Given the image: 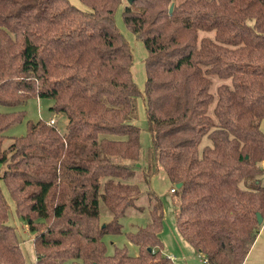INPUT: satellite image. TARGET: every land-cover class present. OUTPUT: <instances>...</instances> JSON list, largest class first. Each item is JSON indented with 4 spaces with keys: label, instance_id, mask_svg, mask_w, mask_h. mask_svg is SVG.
<instances>
[{
    "label": "trees",
    "instance_id": "16d2710c",
    "mask_svg": "<svg viewBox=\"0 0 264 264\" xmlns=\"http://www.w3.org/2000/svg\"><path fill=\"white\" fill-rule=\"evenodd\" d=\"M79 1L0 0V105L14 107L0 111V264L27 263L3 185L36 264H181L163 252L160 170L182 237L207 264H244L264 223V0ZM121 6L147 51L144 93ZM32 97L52 99L66 129L40 118L5 133ZM145 210L126 233L138 253H110L105 236Z\"/></svg>",
    "mask_w": 264,
    "mask_h": 264
},
{
    "label": "rangeland",
    "instance_id": "374dc122",
    "mask_svg": "<svg viewBox=\"0 0 264 264\" xmlns=\"http://www.w3.org/2000/svg\"><path fill=\"white\" fill-rule=\"evenodd\" d=\"M75 4L83 7L84 5L79 0H71ZM122 7H119L116 12V21L121 29V31L125 34V36L129 39L131 49L134 56V62L132 65L133 76L138 84L141 91L144 93L145 84H146V66H145V57L147 55L146 48L142 40H140L137 36H135L124 24L122 18ZM53 100L48 98H38L32 97L28 100V102L23 105V108H26L27 115L25 120L17 124L16 126L10 127L6 130L5 133L8 135H22L27 131V120H38L40 118H44L48 121L54 120L56 124L61 130L66 129V125L68 122V118L64 113H57L52 110L50 107L52 105ZM14 110V107L2 106L0 105V111H11ZM146 113L143 97L139 98V123L141 126H144L146 123ZM149 142L148 132L144 130L143 132V151L140 159V164H146V145ZM142 189H146L145 185L142 184ZM152 188L163 198L164 208H165V217L163 222V228L161 231V237L163 240V252L168 253L171 250H179L182 249V245L177 242V238L181 239L179 234L176 216L178 214V199L176 193L172 191V182L170 181L166 171L160 170L156 173L151 180ZM4 192L6 194L7 199L11 203L12 212L10 221L17 228V231L20 234L23 253L27 259L26 264H36V253L34 248V235L27 221L22 217H19L15 211L14 201L9 193L6 185H3ZM102 218L106 220L108 217L104 214L103 210ZM149 219V211L145 210L142 213H138L135 211H130L126 216L120 219L123 224V232L120 234H107L105 236V241L108 246V251L112 253L114 251V246H127L130 254H137L139 247L137 244L133 243L127 236V231H134L139 226L145 225ZM181 263V262H179Z\"/></svg>",
    "mask_w": 264,
    "mask_h": 264
},
{
    "label": "crops",
    "instance_id": "0c3cea01",
    "mask_svg": "<svg viewBox=\"0 0 264 264\" xmlns=\"http://www.w3.org/2000/svg\"><path fill=\"white\" fill-rule=\"evenodd\" d=\"M260 126L264 131V119L261 120ZM180 236L181 239L179 237L176 238L177 242L182 245V249L171 250L167 255L173 260L181 262V264H207L203 258V254H201L191 243L186 241L181 234ZM244 264H264V223L262 224L260 232L247 255Z\"/></svg>",
    "mask_w": 264,
    "mask_h": 264
},
{
    "label": "water",
    "instance_id": "95a60500",
    "mask_svg": "<svg viewBox=\"0 0 264 264\" xmlns=\"http://www.w3.org/2000/svg\"><path fill=\"white\" fill-rule=\"evenodd\" d=\"M129 3H132L133 1L135 0H127ZM173 10V4L171 5V8H170V11ZM182 185V183H178V187H180ZM258 220H259V223H262L263 222V217L260 213H258Z\"/></svg>",
    "mask_w": 264,
    "mask_h": 264
},
{
    "label": "built area",
    "instance_id": "2783aa9c",
    "mask_svg": "<svg viewBox=\"0 0 264 264\" xmlns=\"http://www.w3.org/2000/svg\"><path fill=\"white\" fill-rule=\"evenodd\" d=\"M50 123H54V120L52 119V120H50L49 121ZM175 189L174 188H172V191H174ZM206 261V260H205Z\"/></svg>",
    "mask_w": 264,
    "mask_h": 264
}]
</instances>
